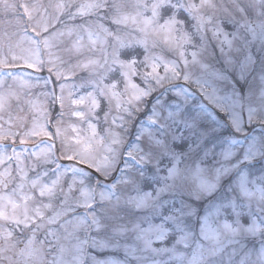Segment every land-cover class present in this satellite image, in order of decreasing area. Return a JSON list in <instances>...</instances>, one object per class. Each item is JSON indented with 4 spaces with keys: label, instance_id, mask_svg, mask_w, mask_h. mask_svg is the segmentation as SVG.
<instances>
[{
    "label": "snow or ice",
    "instance_id": "snow-or-ice-1",
    "mask_svg": "<svg viewBox=\"0 0 264 264\" xmlns=\"http://www.w3.org/2000/svg\"><path fill=\"white\" fill-rule=\"evenodd\" d=\"M0 36V264H264V0H32Z\"/></svg>",
    "mask_w": 264,
    "mask_h": 264
},
{
    "label": "rangeland",
    "instance_id": "rangeland-1",
    "mask_svg": "<svg viewBox=\"0 0 264 264\" xmlns=\"http://www.w3.org/2000/svg\"><path fill=\"white\" fill-rule=\"evenodd\" d=\"M22 3L31 4L32 0H0V36L5 32L13 34L18 30L16 17Z\"/></svg>",
    "mask_w": 264,
    "mask_h": 264
}]
</instances>
